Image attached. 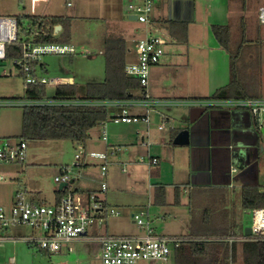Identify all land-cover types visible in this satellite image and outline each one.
<instances>
[{
  "label": "rangeland",
  "instance_id": "1",
  "mask_svg": "<svg viewBox=\"0 0 264 264\" xmlns=\"http://www.w3.org/2000/svg\"><path fill=\"white\" fill-rule=\"evenodd\" d=\"M115 1L121 3L122 6L123 0ZM86 2L94 6L98 5V8H86ZM86 2L79 3L76 0H71V6L69 7L80 8V14L95 16L78 18L73 22V41L71 39L70 43L74 44V51L43 54L40 56L37 65V72L40 76L58 77L61 80L63 79L64 82H70V78H72L77 95H83L88 82L100 81L105 77L104 54L100 51L101 47L104 48L105 45V41L100 37L102 32L106 31V34L110 31L123 32L126 39L131 42L132 37H136V29L139 26V23L136 20H131L129 13L123 9L122 15L124 13L126 20L120 17V20L110 23V27H105L108 13L100 8L102 0H86ZM194 2L195 16L189 24L191 40L181 42L176 39L172 43L173 39L169 38L170 43L164 46L165 54L168 53L177 60L197 58L203 65L205 72L206 67L209 68V58L212 56L216 64L210 70L216 72L217 69H222L220 66L222 60H227L229 65L230 56H224L222 59L221 55L217 53L218 51L215 49L217 39L214 37L211 24L219 23L231 26V44L232 48L235 49L241 40L245 23V37L249 42L246 46V52L244 51V55L238 59L240 65L246 67L243 72V82L247 83L249 87L260 84L259 89L261 90L257 87H251L254 89H252V92L264 96V24L260 22L258 16L259 7L264 0L255 3L249 2V9L246 11L242 9L240 0H194ZM0 4L5 8H9L14 4L21 5L22 3L19 0H0ZM111 14L115 18L116 12ZM25 84V76L15 67L13 60L0 61V97L25 98ZM207 86L209 87V84ZM207 86L204 85L205 88L203 89L205 90ZM55 92V85H46L48 97L55 96ZM184 107L187 106L181 107L182 109H178L180 106H172L161 108L159 111L154 110L151 113L150 125L144 122L130 124L128 126L133 128L129 130L128 137L119 138L114 142L110 133L112 128H120L126 124H119L122 122L116 123L111 119H109L107 125V143L103 139V126L101 123L91 129V137L86 146L84 144H74L70 139L28 140L27 162L30 163L28 167L32 168L28 173H24L25 170H21V168H10L18 171V174H15V177L18 178H10L9 176L5 180V184H0V195L4 194L2 187H7V190H9L8 185H10L12 189L11 198H14L16 193L23 189L27 192L28 199L52 203L53 190L59 186V183L55 181V176L59 174L61 166H72L74 164L76 153L81 151L87 154L92 152L110 153L112 148L120 147L121 150L119 149L120 151L117 152L114 160L121 162L122 166L127 168L128 173L120 172V174H108L106 177H102L99 167L93 164L96 166L94 173L97 178V189L101 180L107 182L108 191L105 197L110 207L115 208L117 211V214L114 215L109 213L105 223L99 227V231L100 233L106 232L105 226H107L108 234L140 235L143 233V229L133 222L132 214L141 212L146 206H135L134 204L146 203L149 183L158 179L168 182L175 175V169L170 160L164 162V159H162L160 165L153 166L152 171H150L148 165L151 159L156 157V149L163 144L161 136L169 133L171 127L179 128L181 124L185 123L184 118L178 114V110H186ZM131 108L137 107L130 106V112ZM22 112L23 106L21 105L0 107V137L10 135L21 137ZM164 114L171 121L163 129H160L159 125L164 121ZM262 125L264 126V115ZM107 144L109 145L107 146ZM107 147H109L108 151ZM262 156H264V151ZM156 158L158 159V157ZM86 161L97 163L99 159L89 156ZM155 169H159V176L154 173ZM56 170L59 171L58 174H56ZM76 172L74 177H76ZM137 177L141 178L139 180L142 181L141 184L145 183L141 185L139 181L136 182ZM260 180L264 182V176ZM239 184L235 181V186L226 188L230 198L233 197L237 200L241 191ZM34 187H39V189ZM39 190L41 191L40 194L34 192ZM12 202V200L4 201V199H0V206L10 208ZM234 203L236 204L234 205ZM234 203L228 205L227 210L238 217L239 223L235 228L236 233H245V227L252 224V214L241 206L240 199L237 202L234 201ZM154 210L157 209L154 208L153 211L151 209L149 219H153L157 232L161 233L159 232L162 229V227L160 229L161 224L164 227L166 225L171 226L172 220L163 222L162 219L158 218V215H154ZM193 218L192 214L186 219H180L176 223L177 229L184 228L186 230L185 224L191 222ZM41 233L40 229L26 224L0 227V236L5 237L0 242V264H96L99 261L100 246L94 240L77 239L64 243L59 251L44 252L36 243L26 240L29 236H40ZM225 236L207 238L220 239ZM242 247V241L235 242L234 262L236 264H245ZM137 264H174V260L172 257L168 262L142 259Z\"/></svg>",
  "mask_w": 264,
  "mask_h": 264
},
{
  "label": "crops",
  "instance_id": "2",
  "mask_svg": "<svg viewBox=\"0 0 264 264\" xmlns=\"http://www.w3.org/2000/svg\"><path fill=\"white\" fill-rule=\"evenodd\" d=\"M76 1L79 3L86 2V0ZM161 1L162 2L158 3V7L155 11V16L159 24L168 32L169 38L173 39L172 43H174L176 39L181 42H189V40H191L189 34V24L194 20L195 16L194 0ZM19 2L22 4H14L9 8H5L0 4V16L16 17L20 14L69 16L72 19V41L73 22L82 17H95L80 14V8H69L71 4H68V2H71V0H19ZM85 5L88 6H85L86 8H98V5L94 6L89 2H86ZM100 8L108 13L105 27H110V23L120 20V17L126 20L124 13L122 15V10L125 9L124 0L122 2V6L121 3H118L115 0H102ZM114 12H116L115 18H113V15L111 14ZM172 23L175 25H172ZM213 24L219 23H212L211 29ZM171 27L175 30V32H171ZM136 30L137 35L136 37H132L131 42L126 39L123 32H116L121 34L126 40L127 64L133 63L137 60L136 41L142 34L140 23ZM100 37L105 41L106 31L102 32ZM170 39L168 43H170ZM70 45L74 46L73 43ZM215 46V49L218 51L217 53L221 55L222 59L224 56H229L228 53L226 55V49L223 48L218 40ZM100 51L104 54L105 45L104 48L103 46L101 47ZM214 64H216L215 60L212 56H210L209 68L206 67L205 72L203 65L197 58L193 60L189 58L177 60L175 57L173 58L172 55H168V53H166L160 63L151 67L147 91L151 96L158 99L210 97L218 88L226 85L230 81V69L228 68H231V60L229 59V65L227 60H222V65H220L222 69H217L216 72L210 70L214 67ZM35 70L38 74L37 66ZM73 81L74 80L72 78H70V82H64L62 79L60 83H73ZM208 84L209 87L207 86ZM204 85L207 86L205 90L203 89L205 88ZM55 86L57 87L58 84ZM138 94L141 95L142 92L140 91ZM257 97L264 96L260 95ZM172 106H180L178 109H182L185 105H166L161 108L163 109ZM136 107L137 108H131L132 113L141 114L145 112V108L143 106L138 105ZM109 109L111 114H115L120 110L117 106H111ZM184 109L186 110H178V114L180 117L184 118L185 123L181 124L179 128L171 127L169 133H165L161 136L163 144L161 147L156 149L155 154L156 157H158V163H150L148 165L150 171H152L153 166L160 165L162 159H164V162L166 160H170L173 168L175 169V175L168 182H163L158 179L149 183L146 203L141 202L135 203L134 205L147 207H144V210L147 211L146 219L148 220H150L149 216L151 215V209L153 211L154 208L157 209L154 210V215H158V218L162 219L163 222L166 220H172L171 226L166 225V227H164L163 224H161L160 229L161 227L162 229L159 231L161 233H158L156 226H154V221L151 219L150 224L156 234H174L198 239L225 235H241L243 233L238 234L235 231V228L239 223L238 217L233 212L229 213L227 206L234 203V201H239V199L241 206H243V185L264 184V182L260 180V178L264 176V156H262L264 151V132L262 129H264V126L262 128L258 127L252 114L243 109H210L213 114L212 119L210 121H200V123H192L190 121V108L187 106L184 107ZM170 121L171 120L169 119V123ZM119 124L126 125L121 126L120 128H112L110 133L113 137L111 138L113 142L117 141L119 138L128 137V134H130L129 130L133 128L128 125L138 123ZM224 127L229 129V134L224 135L221 131H219ZM185 128L192 130L190 143L175 144L173 142L175 136L180 130ZM90 131L87 141L91 137ZM10 136L17 137L14 135ZM87 141L84 144L85 146ZM107 142L108 140L106 143ZM73 143L76 144V142ZM108 145L109 144H107V146ZM108 149L109 147H107V151ZM120 150H117L116 153L110 155V159L115 162L113 166L116 169L110 170L109 174H120V172H122V163L114 160L115 155ZM99 163L100 160L97 163H91L86 161L85 158V161L82 163L80 169L81 177L72 179V182H70L69 185V190H75L80 197L84 198L88 191L97 189V178L94 173L96 166L93 164L99 167ZM29 164L30 163L26 160L25 164L11 168H21V170H25L24 173H28L30 168H32L30 166L28 167ZM239 167H243L242 169H245L244 174H241L240 176L239 173L242 169H239ZM58 172L59 171L56 170V174H58ZM154 173L159 176V169H155ZM15 174H18V171L11 170L9 173L10 178L17 179L18 177H15ZM140 179L141 178L137 177L136 182ZM235 181L240 183L239 185L241 188L238 195L239 199L237 198V200L233 197L230 198L226 190L227 187H233V185L235 186ZM4 182L5 180L0 181V184L3 185L5 184ZM139 182L141 184L142 181ZM58 183L59 186L54 189V193H52V203L57 201V191L61 189L60 185L63 182ZM143 183L141 185H143ZM8 186L9 190H7V187H2L4 194L0 195V199H4V201H14L15 197L11 198L12 189L10 188V185ZM34 188L39 189V187ZM34 192L40 194L41 191L39 190ZM41 201L42 200H39V202ZM106 203L110 206L107 202V198ZM235 204L236 203H234V205ZM245 209L250 211L249 208ZM192 214L194 218L191 222L185 224L187 231L184 228H180L181 230L177 229L178 226L176 223L179 222L180 219H186V217L191 216ZM106 220L107 217L105 221ZM133 222L137 224L134 220ZM105 227L107 233V226ZM99 229L100 228H95L94 232H98ZM142 229L144 233L145 230L144 228ZM174 254L175 251L171 255L173 260Z\"/></svg>",
  "mask_w": 264,
  "mask_h": 264
},
{
  "label": "built area",
  "instance_id": "3",
  "mask_svg": "<svg viewBox=\"0 0 264 264\" xmlns=\"http://www.w3.org/2000/svg\"><path fill=\"white\" fill-rule=\"evenodd\" d=\"M125 9L129 17L135 15L136 21L141 24V36L136 41L137 60L126 65L128 75L139 79L143 92L140 96L125 100H89V99H66L57 100L51 97H0L2 106H32L52 104H99L110 108L117 106L119 112L112 114L110 118L101 122L103 126V139L108 140L107 125L109 119L116 123L144 122L150 125L151 113L160 110L166 105H185L191 107H204L210 109H243L249 111L255 119L258 127H263L264 97H197L179 99H158L149 94L147 87L150 80V69L153 65L161 62L164 56V46L169 41L168 32L159 24L155 16L158 3L161 0H124ZM71 4V2H68ZM260 22L264 24V2L259 7ZM18 22L16 17L0 16V61L6 60V45L17 39ZM74 51V46L62 43H25L24 55L29 60H38L46 53H64ZM13 63L21 74L25 76L26 84L44 83L46 85L60 84L58 77L47 78L36 73V67L28 62L14 59ZM141 105L145 112L138 114L129 110L130 106ZM162 112V111H160ZM169 123V118L164 114V121L159 125L163 129ZM28 140L24 137H0V181L9 178L11 167L26 163L28 154ZM120 147L112 148L111 152H92L90 154L81 151L76 153L75 162L72 166H61L56 175L57 182H67L81 177V165L85 158L91 156L100 160L99 168L102 177H106L110 170H115L114 161L110 155L116 153ZM151 164H157L156 157L151 159ZM236 170V169H233ZM76 172V177L74 173ZM121 171L127 173L125 166ZM108 184L101 180L98 189L88 191L84 198L80 197L75 190H68L58 201L43 203L27 198V192L19 190L14 198L12 206L6 208L0 206V227L15 225H30L41 230L40 236H29L27 241L36 243L44 252L59 251L64 243L74 239L84 238L95 240L99 243V261L96 264H137L142 259L161 260L168 262L174 250L182 243L191 240H215L209 238H191L178 235H161L154 233L150 220L146 219L147 211L133 214L134 221L144 228L141 235H115L106 232H94L99 228L106 217L111 213L116 214L115 208L106 203L105 195ZM252 214L251 233L241 235H229L217 239L227 242L230 246L238 241H264V207L250 209ZM97 234V235H95ZM5 237L0 236V242ZM228 264H236L230 258Z\"/></svg>",
  "mask_w": 264,
  "mask_h": 264
},
{
  "label": "trees",
  "instance_id": "4",
  "mask_svg": "<svg viewBox=\"0 0 264 264\" xmlns=\"http://www.w3.org/2000/svg\"><path fill=\"white\" fill-rule=\"evenodd\" d=\"M244 11L248 10L249 2L259 0H240ZM17 39L6 45V60L19 59L28 62L35 68L38 60L25 57V43H62L71 44V17L40 16L35 14H20ZM244 23V20H243ZM62 28L55 31L56 25ZM172 25H175L172 23ZM231 26L229 24H213L212 31L216 39L229 53L231 60L230 81L218 88L213 97H257L251 87L243 82L242 67L239 57L246 52L249 42L245 37V23L241 40L235 49L231 44ZM186 31V30H185ZM171 32L175 30L171 27ZM245 51V52H244ZM127 45L125 38L116 32H107L105 37V77L101 81H90L86 84L83 95H77L74 83H60L56 87L57 100L89 99V100H125L140 96L143 92L139 79L126 72ZM254 90V89H253ZM26 97L48 98L46 84H25ZM108 106L99 104H52L24 106L22 112V137L27 140L70 139L78 144H85L89 131L102 121L111 117ZM69 185L58 190V199L69 190ZM242 204L245 208L264 207V184H245L242 188ZM242 250L245 264H264V241H245ZM174 254V264H228L235 257V243L231 246L221 240H191L177 247Z\"/></svg>",
  "mask_w": 264,
  "mask_h": 264
},
{
  "label": "water",
  "instance_id": "5",
  "mask_svg": "<svg viewBox=\"0 0 264 264\" xmlns=\"http://www.w3.org/2000/svg\"><path fill=\"white\" fill-rule=\"evenodd\" d=\"M131 20H136V16L132 15L129 17ZM61 29V25H56L55 27V31L58 32V30ZM212 112L210 110L205 109L204 107H191L190 108V121L192 123H200V121H210L212 119ZM264 132V129H262ZM219 131L222 132V134H229V129L228 128H223L220 129ZM191 134H192V130L191 129H182L178 132V134L175 136L174 138V143L175 144H188L191 141ZM263 148V147H261ZM231 158V157H230ZM243 167H239V169H242ZM243 170V171H242ZM241 172L239 173V176L241 174H244V170L242 169ZM243 179V178H242ZM72 182V180L70 181ZM257 182V181H256ZM68 183L67 182H63L60 185V188L62 189L64 186H66ZM245 233L246 234H250L251 233V226H247L245 227Z\"/></svg>",
  "mask_w": 264,
  "mask_h": 264
}]
</instances>
